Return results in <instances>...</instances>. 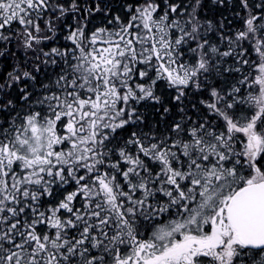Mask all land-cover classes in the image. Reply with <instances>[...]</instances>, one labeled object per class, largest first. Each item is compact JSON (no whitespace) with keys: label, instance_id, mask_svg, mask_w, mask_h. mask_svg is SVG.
<instances>
[{"label":"snow or ice","instance_id":"obj_1","mask_svg":"<svg viewBox=\"0 0 264 264\" xmlns=\"http://www.w3.org/2000/svg\"><path fill=\"white\" fill-rule=\"evenodd\" d=\"M0 264H264V0H0Z\"/></svg>","mask_w":264,"mask_h":264}]
</instances>
